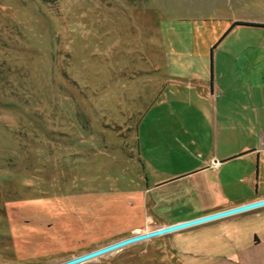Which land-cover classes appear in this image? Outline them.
<instances>
[{
  "label": "rangeland",
  "instance_id": "rangeland-1",
  "mask_svg": "<svg viewBox=\"0 0 264 264\" xmlns=\"http://www.w3.org/2000/svg\"><path fill=\"white\" fill-rule=\"evenodd\" d=\"M221 5L230 16L264 23V0H0V264H60L158 227L240 207L234 202L249 186L240 183L239 163L224 167L220 188L211 182L195 192V183L185 184L180 202L158 204L153 182L160 174L142 166L174 168L158 155L175 149L185 133L205 135V144L196 141L199 149L214 148L207 134L215 130L224 152L257 143L263 102L258 123L256 108L242 106L240 95L221 97L214 127L199 112L205 103L199 90L168 82L179 71L176 54L198 52L190 42L199 33L194 24L203 28L199 37L215 38L212 27L193 20H206L207 6ZM251 36L261 39L264 31H234L233 50L236 40ZM229 51L215 53L217 70ZM186 58L180 70L188 77L201 67ZM158 79L168 88H158ZM160 89L166 96L154 111L158 132L146 134L140 127L146 102ZM259 209L237 215L262 214L243 219L248 231L264 237ZM231 217L83 264H264V243L241 254L219 248L222 221Z\"/></svg>",
  "mask_w": 264,
  "mask_h": 264
},
{
  "label": "crops",
  "instance_id": "crops-1",
  "mask_svg": "<svg viewBox=\"0 0 264 264\" xmlns=\"http://www.w3.org/2000/svg\"><path fill=\"white\" fill-rule=\"evenodd\" d=\"M178 21L183 22L180 20ZM193 21L207 23V27H212L213 29L211 30H215V38L211 39L202 35V39L199 37V34H202L203 28L200 24H194L195 29L198 30L199 33H197V31L194 32L190 42L199 48L198 52L185 56L176 54L174 64H172L176 66V68H179V71L173 75L170 73L169 77L172 78V81L169 79L168 82L174 84L175 88H195L199 90V96L205 102L204 104H200L199 112L203 119L207 117V121L209 118L211 122H215L214 127H216L217 121L218 100L221 97H234V95H240L241 99H245L241 101L244 102L241 105H245V108H256V119H258L257 122L260 123L259 120L261 117H259V107L262 102L264 103V37L260 39L257 36H251V38L242 39L241 41L238 39L236 40L237 48L233 50L232 45L234 43H231L232 38L230 36L234 31L242 28L260 29L264 31V23L240 18L235 13L230 16L228 8L226 9L223 5L218 7L207 6V19ZM236 23L247 25L235 26ZM248 24L255 25L256 27L248 26ZM164 44L165 47L170 46L172 50L175 48L174 43L171 44V42L165 41ZM223 47H226L227 50L230 49V54L225 60L221 57L222 63H220V66L222 68L217 70L218 58L216 57L214 66V56L217 50L220 51ZM233 52H235V54ZM191 56H193V60L198 61L201 68L198 71L191 72L188 77H185V74L182 73L180 69L186 67L188 64L186 57ZM166 66L167 69L171 68V65L169 66L168 63ZM156 68V72L163 77L161 68L158 66H156ZM166 75L165 73L164 77ZM157 83L158 88H168V86L165 87L159 79ZM220 90L225 93L222 96L219 95V97L217 92ZM158 93L156 98L151 97L150 100L146 102V111L142 117L143 124L140 126L146 134L150 132L155 134L158 132V126H156L157 124L155 123L157 119L154 118V111L156 108L160 107L159 100L166 96V93H164L162 89H160ZM222 105L221 100L219 107H222ZM206 107L209 108L208 111ZM149 119H152L150 124H145ZM143 125H145V129L142 127ZM263 126L264 125L260 123V125L258 124L255 127L256 129H254L257 130L255 133L257 137L256 144H250L249 147L234 153L224 152L219 149L218 139L221 135L218 134L216 130L207 134V138L214 141L213 149L198 148V142L201 143V145L206 143L207 139H201L204 138L205 135L196 134V136L194 134L185 133L179 136L174 140L175 149L171 151L168 150L167 154L158 155L160 159L169 158L172 162H175L177 165H174V168L173 166L169 167L166 165L160 168L155 166L157 170H152L154 167L149 164H142L145 172L149 171L156 172L157 175L160 174L153 182L154 192L157 193V204L163 203L165 200L173 203L180 202L182 194L187 192L183 188L185 184L195 183V192H201L202 187L211 182L214 189L220 188L221 178L219 179L218 175L220 176L222 174L226 165L235 162L239 163L240 172L242 173L240 183L243 185L247 183L246 185L247 187L249 186V189L247 188L248 195L240 199L238 198L234 204L236 206H243L264 200ZM158 138H160L159 135ZM142 159L143 161L141 160V163L144 162L145 156H142ZM165 161L170 160L166 159ZM145 162H147V160H145ZM224 173L227 178L228 173L226 171ZM229 178L234 179L235 177L230 175ZM147 180L150 182L149 177H147ZM250 185L252 186V190L250 189ZM153 188L151 189L153 190ZM222 208H226V206H222ZM261 209H264V207L260 208L259 211ZM253 214L254 213L235 215L228 220L222 221L226 223L223 225L221 233L218 234V237L223 240L220 241L219 245V248L222 247V252L228 254H241L247 252L248 249L257 248L264 243L262 232L257 229L248 231V227L244 226V224L248 223L245 222L243 219L244 217L256 218L263 216L260 213L256 215ZM228 221L229 223H227ZM230 261L232 262V260ZM239 262L243 263L242 260Z\"/></svg>",
  "mask_w": 264,
  "mask_h": 264
},
{
  "label": "water",
  "instance_id": "water-1",
  "mask_svg": "<svg viewBox=\"0 0 264 264\" xmlns=\"http://www.w3.org/2000/svg\"><path fill=\"white\" fill-rule=\"evenodd\" d=\"M248 26H253L256 27L255 25H248ZM264 207V200L261 201H257L251 204H247V205H243L234 209H230L224 212H220L217 214H213L210 216H206L203 218H199L196 220H192V221H188V222H183V223H179V224H175L172 226H168L166 228H161L149 233H145V234H140L116 243H113L111 245H108L106 247L97 249L95 251H92L90 253L78 256L76 258L70 259L66 262L60 263V264H83L86 263L88 261L94 260L96 258L102 257L104 255L113 253L117 250L123 249L127 246H130L132 244H136L154 237H158V236H162L165 234H169L172 232H176L185 228H189V227H193V226H198V225H202L208 222H212L218 219H222V218H226L229 216H233V215H237L240 213H244V212H248V211H252V210H256L259 208H263Z\"/></svg>",
  "mask_w": 264,
  "mask_h": 264
},
{
  "label": "trees",
  "instance_id": "trees-1",
  "mask_svg": "<svg viewBox=\"0 0 264 264\" xmlns=\"http://www.w3.org/2000/svg\"><path fill=\"white\" fill-rule=\"evenodd\" d=\"M237 25H247V24L236 23L235 26H237ZM248 25H251V24H248Z\"/></svg>",
  "mask_w": 264,
  "mask_h": 264
}]
</instances>
